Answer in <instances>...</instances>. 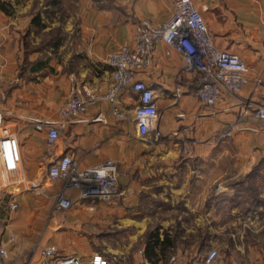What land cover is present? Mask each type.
I'll return each instance as SVG.
<instances>
[{
    "label": "crops",
    "instance_id": "0c3cea01",
    "mask_svg": "<svg viewBox=\"0 0 264 264\" xmlns=\"http://www.w3.org/2000/svg\"><path fill=\"white\" fill-rule=\"evenodd\" d=\"M191 1L214 45L237 54L247 65L250 77H264V0ZM173 3L114 0L111 8L97 9L83 0L85 6L75 22L65 25L63 39L39 54L28 55L10 50V10L6 13L0 9V108L11 111L7 124L19 140L22 176L18 184L0 188V240L10 259L20 264H41L38 248L53 246L56 256L75 255L89 262L92 256L100 255L106 264H167L173 249L177 257L174 264H264L263 223H246L240 241H230L228 249L223 243L209 263V251H199L196 241L185 239L184 234L203 227L210 216L205 201L233 200V183L227 186L226 182L236 171L242 178L257 170L256 210L247 206L244 212L246 216L255 212L264 222V128L250 117L231 137L217 139L216 132L239 117L238 101L222 93L213 106L200 102L196 95L200 76L182 73L183 62L176 52L165 54L164 44L159 43L150 66L136 76L155 94L160 114L157 126L163 133L160 141L152 142L150 136L137 134L132 113L138 96L129 91L118 98L125 118L113 116L106 103L90 107L80 116L87 122L64 120L58 115V108L70 98L75 85L86 83L96 91L107 88L112 81L111 68L105 62L107 54L131 40L136 24L143 20L152 24L165 21ZM33 17L26 23L44 30L42 16L39 25L31 22ZM14 27L18 32L22 24L17 22ZM249 89L247 84L241 95L247 96ZM174 90L181 92L179 99L174 98ZM98 113L103 121H91ZM179 113L184 117H177ZM26 117L60 122L59 138L51 152L47 151L44 134L35 130ZM64 153L79 167L106 159L116 163L117 188L110 202L82 200L76 191L66 190L74 205L66 211L56 210V195L62 183L48 179L45 170ZM239 195L249 196L242 192ZM11 199L18 204L15 210L8 208ZM167 201L183 204L176 218L186 215L194 221V226L177 222L175 238L171 234L173 219L159 216L166 210L162 208H166ZM154 228L159 229L160 239L168 234L172 245L164 254L156 247L155 255L148 259L145 238ZM249 233L257 236L249 238ZM10 237L14 241L10 242ZM189 252L190 259L185 257Z\"/></svg>",
    "mask_w": 264,
    "mask_h": 264
},
{
    "label": "built area",
    "instance_id": "2783aa9c",
    "mask_svg": "<svg viewBox=\"0 0 264 264\" xmlns=\"http://www.w3.org/2000/svg\"><path fill=\"white\" fill-rule=\"evenodd\" d=\"M163 43L165 54L176 52L182 59V73H195L200 76L196 90L197 98L207 106H213L224 93L236 98L239 117L219 129L215 137L227 139L239 125L252 117L264 128V77L249 76L245 62L234 53L218 49L211 38L207 25L191 0H174L168 18L160 24L147 20L136 24L131 40L111 49L105 62L111 68V84L103 91H96L86 83L74 86L70 98L58 108V115L64 120L87 122L80 117L90 107L106 103L110 113L118 118L125 115L118 107V98L124 91L138 96V104L132 113V122L140 137H151L152 142L162 139L163 133L157 126L160 118L152 88L137 79V74L151 64V56L156 46ZM250 84L247 96H242L244 87ZM174 98L179 99L181 92L174 90ZM11 115L9 109L0 108V188L6 189L22 181L20 173V144L16 134L7 124ZM177 117H184L183 113ZM35 130L44 134L47 151L51 152L59 138L60 122L39 117L25 118ZM91 121L102 122L101 113ZM46 177L60 180L62 190L56 195L55 208L69 210L73 200L65 194L66 190L77 192L82 200L96 199L110 202L117 188V166L111 159L101 163L79 167L69 154L54 158L46 168ZM8 208L15 210L18 204L14 199L8 201ZM1 225V224H0ZM9 241H14L10 237ZM41 264H106L100 255H94L85 262L75 255L56 256L53 246L38 248ZM217 256L216 251L208 252L206 262ZM146 264H150L145 262ZM0 264H20L10 259L6 245L0 240Z\"/></svg>",
    "mask_w": 264,
    "mask_h": 264
},
{
    "label": "rangeland",
    "instance_id": "374dc122",
    "mask_svg": "<svg viewBox=\"0 0 264 264\" xmlns=\"http://www.w3.org/2000/svg\"><path fill=\"white\" fill-rule=\"evenodd\" d=\"M6 4L8 10H10L8 18V45L10 50L22 51V55H28L32 52L47 50L52 44L59 42L63 39L64 27L68 22L74 23L76 17L82 7L83 0H2ZM114 0H87V3L91 4L92 8H111ZM42 16L45 20L44 30H38L35 26L28 25L26 23L29 17ZM21 23L22 27L15 30L16 23ZM234 173V172H233ZM230 174V180H227V186L233 183L231 186L232 201L214 200L210 198L205 201V206L210 209V216H207L204 220L203 227H198L192 233L184 234L185 239L190 242L196 241L199 245V251H212L215 250L216 254L221 251L224 246L223 243L228 244L232 240L239 242L241 236L244 234L243 228L245 224H261L260 215L253 213L256 210L254 198L258 194V188L254 183V179L257 175V170H251L248 175L241 178V175L236 171L234 174ZM247 179V181H246ZM230 182V183H229ZM246 182V183H245ZM217 184L212 186V193L215 192ZM219 192V191H217ZM249 194L246 198L240 193ZM248 202H247V201ZM252 200V201H251ZM166 209L159 216L160 218L173 219V233L172 236L176 237V224L179 221H183L184 224L194 226V221L189 216L182 215L179 219L176 215L180 213L181 209H184L183 204L180 202H165ZM250 206L251 216L245 215V208ZM178 210V213L175 210ZM180 210V211H179ZM264 219V218H263ZM260 222V223H259ZM210 228V229H209ZM263 235V234H262ZM250 236H257V233L248 234ZM187 242V241H186ZM189 242V243H190ZM205 244V246H204ZM191 249V248H190ZM194 249V248H193ZM238 250V249H237ZM192 255V254H191ZM190 252L185 257L189 258ZM190 259V258H189ZM177 260L176 250L170 251V259L167 264H174Z\"/></svg>",
    "mask_w": 264,
    "mask_h": 264
},
{
    "label": "trees",
    "instance_id": "16d2710c",
    "mask_svg": "<svg viewBox=\"0 0 264 264\" xmlns=\"http://www.w3.org/2000/svg\"><path fill=\"white\" fill-rule=\"evenodd\" d=\"M5 4L6 3L4 1L0 0V9L7 13L9 10L6 8ZM39 21H40V16L37 15L33 17L31 22L33 24H38ZM145 242H146L145 255L148 257V259H151V256L155 255L156 247H159V251L162 254H164V251L168 252L169 248L172 245V240L170 239L168 234L164 233L163 238L160 239L158 228H154L147 232Z\"/></svg>",
    "mask_w": 264,
    "mask_h": 264
}]
</instances>
